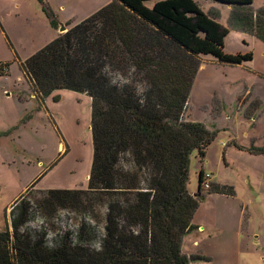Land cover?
<instances>
[{"label":"trees","instance_id":"1","mask_svg":"<svg viewBox=\"0 0 264 264\" xmlns=\"http://www.w3.org/2000/svg\"><path fill=\"white\" fill-rule=\"evenodd\" d=\"M217 1L237 8L231 19L234 28L264 42V8L253 11L254 0ZM227 34L194 0H113L22 65L38 94L69 90L92 99L89 188L110 202L100 238L94 227L82 223L78 243L68 226L58 229L59 237L51 243L56 207L79 201L85 191L40 192L46 196L36 206L20 195L11 206V225L0 231V264L208 260L184 254L182 243L198 229L193 218L201 200L187 188L190 157L197 152L204 160L216 133L204 123L187 121L186 113L201 56L231 66L253 60V53L226 54ZM129 67L144 82L142 93L109 75L122 76ZM8 71L9 65H0L1 76ZM94 238L99 246L92 249L86 244Z\"/></svg>","mask_w":264,"mask_h":264},{"label":"rangeland","instance_id":"2","mask_svg":"<svg viewBox=\"0 0 264 264\" xmlns=\"http://www.w3.org/2000/svg\"><path fill=\"white\" fill-rule=\"evenodd\" d=\"M194 1L228 30L225 53H253V60L240 68H225L229 66L217 65L212 56H201L186 119L204 123L216 138L204 160L197 152L190 157L187 188L201 197L193 218L199 230L185 235L182 250L188 256L208 259L192 264H264V154L226 147L232 139L248 147L255 139V146L264 147V76L260 75H264V42L234 28V5ZM112 2L0 0V65H9L7 75H0V231L7 223L11 225V206L20 195L36 206L46 196L40 192L53 190L85 192L79 201L56 207L58 213L51 218L56 219L55 232L48 238L51 243L59 237L57 230L67 226L78 243L76 233L82 223L94 227L99 238L104 234L110 198L103 199L101 191L89 188L94 154L92 99L69 90L38 94L22 65L64 34L60 31L63 26L68 30ZM263 8L264 0H254L251 6L253 11ZM109 75L135 85L142 93L144 82L134 67L122 76ZM258 98L262 103L258 104ZM202 170L213 174V180L232 189L233 194L227 195L229 190L200 191ZM86 245L95 249L99 241L94 238Z\"/></svg>","mask_w":264,"mask_h":264},{"label":"crops","instance_id":"3","mask_svg":"<svg viewBox=\"0 0 264 264\" xmlns=\"http://www.w3.org/2000/svg\"><path fill=\"white\" fill-rule=\"evenodd\" d=\"M208 61V60H207ZM213 62V61H212ZM217 65H224V66H229V67H225V68H240V67H242L243 66V64L242 65H234V66H231V65H226V64H220L219 62H217ZM261 71V70H260ZM253 72H255V70H253ZM256 74H260V73H258V72H255ZM261 76H264V75H262V74H260ZM237 83H239V82H237ZM241 94V93H240ZM258 104L259 103H262V100L260 99V98H258ZM255 144H256V141H255V139H253L252 140V142H251V146L250 147H248V146H244V145H241L240 143H238V140L237 139H232V142L230 143V144H228V146H226V147H228V148H236V149H238V150H240V151H243V152H248V153H250V154H253V155H260V154H264V153H256V152H253L252 151V149H264V147H257V146H255ZM228 148H225V153H224V157L227 155V150H228ZM227 160V159H226ZM202 172L203 173H207V172H205L204 170H202ZM212 176H213V174H212ZM213 179H215V177L213 176L212 177V184H213V187L214 188H217V189H220V190H224L225 189V191L227 190H229L228 192H226V193H229V194H227V195H231V194H233V191H232V189H230L229 187H226L224 184H222V183H219L218 181H215V180H213ZM210 198V197H209ZM198 227V230H199V226H197ZM188 255V254H187Z\"/></svg>","mask_w":264,"mask_h":264},{"label":"built area","instance_id":"4","mask_svg":"<svg viewBox=\"0 0 264 264\" xmlns=\"http://www.w3.org/2000/svg\"><path fill=\"white\" fill-rule=\"evenodd\" d=\"M212 174L210 173H204L203 175V181H202V189L203 191H207V192H211L214 187H213V184H212Z\"/></svg>","mask_w":264,"mask_h":264},{"label":"water","instance_id":"5","mask_svg":"<svg viewBox=\"0 0 264 264\" xmlns=\"http://www.w3.org/2000/svg\"><path fill=\"white\" fill-rule=\"evenodd\" d=\"M60 31H61V32H66L67 29L63 26L62 29H61ZM195 196H196V194H195Z\"/></svg>","mask_w":264,"mask_h":264}]
</instances>
